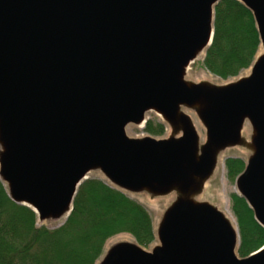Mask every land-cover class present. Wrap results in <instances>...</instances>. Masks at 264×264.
Wrapping results in <instances>:
<instances>
[{
    "label": "water",
    "instance_id": "95a60500",
    "mask_svg": "<svg viewBox=\"0 0 264 264\" xmlns=\"http://www.w3.org/2000/svg\"><path fill=\"white\" fill-rule=\"evenodd\" d=\"M220 1L0 0V180L10 200L41 223L67 219L93 171L124 193L177 195L152 250L120 243L99 264H264V245L240 258L231 222L195 201L217 156L245 145L235 188L264 229V0H237L260 42L247 76L185 80L212 44ZM182 108L203 125L202 146ZM149 112L180 137L128 138Z\"/></svg>",
    "mask_w": 264,
    "mask_h": 264
},
{
    "label": "trees",
    "instance_id": "16d2710c",
    "mask_svg": "<svg viewBox=\"0 0 264 264\" xmlns=\"http://www.w3.org/2000/svg\"><path fill=\"white\" fill-rule=\"evenodd\" d=\"M260 49L251 13L237 0H222L214 9V35L202 68L222 80L248 69ZM144 132L161 137L164 127L148 120ZM244 168L237 159H227V178L233 181ZM240 242L237 254L247 257L264 245V229L253 219L242 198L230 194ZM127 234L141 248L155 241L148 212L105 181L90 178L77 190L72 211L58 228L38 225L36 214L13 203L0 180V264H95L106 241Z\"/></svg>",
    "mask_w": 264,
    "mask_h": 264
},
{
    "label": "rangeland",
    "instance_id": "374dc122",
    "mask_svg": "<svg viewBox=\"0 0 264 264\" xmlns=\"http://www.w3.org/2000/svg\"><path fill=\"white\" fill-rule=\"evenodd\" d=\"M259 52L260 50L258 51L257 55L259 54ZM204 56L205 54H202V56H199L198 59L187 69L186 74H185V80L187 82H191L194 84L207 83L213 86H223V85L232 83L240 78L247 76L249 72V68H248L242 71L238 76L234 78L222 80L218 77H215L209 74L206 70L202 68L201 64L203 62ZM181 112H183L185 115H187L191 119V122L193 124V127L199 139V146H202L205 143L206 134H205V129L203 125L201 124V122L199 121L198 117L196 116L195 111L182 108ZM148 120H155L157 122H160L163 125L164 132L161 137H152V136L147 135L144 132V126ZM145 124L141 126L128 125L125 129L126 136L131 139H141V138L150 137V138H154L157 140L168 139L170 137H175V138L180 137V133H174L172 129L159 116H157L156 114L152 112H149L145 115ZM250 135H251L250 127L248 124L245 123L241 131V136L245 144L249 143ZM250 154L251 152L246 148L245 145L230 147V148L223 150L217 156V163H216L212 176L205 182L202 192L197 197H195V201L208 203L212 205L213 207H215L219 212H221L231 222L233 227L237 230L238 237H239V230H238L237 222L231 211V206H230V194L237 195V191L235 188L236 178L233 181H230L227 178L226 169H225V161L227 159H237V160L239 159L243 163H245L247 158L250 156ZM87 178L88 179L97 178V179H101L105 181V179L102 177V175L98 171H93L89 173L87 175ZM121 193L126 195L131 200L140 204L148 212L152 220V225L155 231V235H156L157 227L159 225V222L164 212L177 198V195L174 192L172 194H169L166 196H160V197L152 196L146 192L136 193V194L124 193V192H121ZM66 220L67 219L63 218L60 220H48L43 223L38 221V225L44 226L45 228L49 230H53V229L60 227ZM239 242H240V237H239ZM120 243L136 244L133 241V239L127 234L116 235L106 241L103 247L102 254L95 264L100 263L101 259L103 258V256L107 253V251L110 248ZM156 245H157V241L155 237V241L148 248L146 249L142 248V249H144L145 251H150ZM238 246H239V243H238Z\"/></svg>",
    "mask_w": 264,
    "mask_h": 264
},
{
    "label": "bare ground",
    "instance_id": "6f19581e",
    "mask_svg": "<svg viewBox=\"0 0 264 264\" xmlns=\"http://www.w3.org/2000/svg\"><path fill=\"white\" fill-rule=\"evenodd\" d=\"M200 56H202V54Z\"/></svg>",
    "mask_w": 264,
    "mask_h": 264
}]
</instances>
